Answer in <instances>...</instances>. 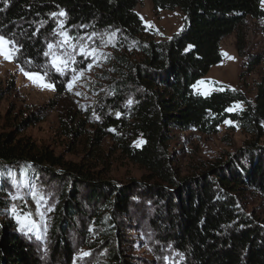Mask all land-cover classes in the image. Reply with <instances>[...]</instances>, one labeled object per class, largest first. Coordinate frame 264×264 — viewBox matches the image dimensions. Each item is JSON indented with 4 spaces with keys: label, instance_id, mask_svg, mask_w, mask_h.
Instances as JSON below:
<instances>
[{
    "label": "trees",
    "instance_id": "1",
    "mask_svg": "<svg viewBox=\"0 0 264 264\" xmlns=\"http://www.w3.org/2000/svg\"><path fill=\"white\" fill-rule=\"evenodd\" d=\"M139 2L0 0V35L15 39L21 51L14 62L26 70L43 71L47 64L43 52L54 34L56 17L71 32L105 36L112 52L105 74L107 93L92 112L97 120L90 147L110 138L154 181L120 186L93 179L77 165L62 164L48 152L37 154L8 134L1 136L0 168L26 163L49 175L62 168L53 179L65 187L52 212L44 248L0 214V264H72L77 243L98 257L102 251L98 264H133L124 245L141 222L161 264L163 257L170 259L165 264H264V211L253 207L255 201L264 202V148L258 141L205 163L183 179L169 154L171 133L194 130L209 136L227 120L258 140L263 138L264 59L254 56L245 63L248 71L263 65L253 103L230 89L205 97L192 90L220 63L225 37L248 18L264 21L262 0H152L155 12L179 10L183 16L182 29L162 41L149 36L135 13ZM61 9L66 15H59ZM240 41L238 37V53ZM27 59L32 63L25 64ZM46 79L54 84L56 96L64 93L58 74L50 70ZM237 103L245 105L243 111H227ZM36 121L30 115L21 123ZM77 123L74 128L64 126L66 136L80 133L82 123ZM138 138L143 142L140 147L133 145ZM2 198L0 211L5 205ZM142 200L154 204L153 216L146 215Z\"/></svg>",
    "mask_w": 264,
    "mask_h": 264
},
{
    "label": "rangeland",
    "instance_id": "2",
    "mask_svg": "<svg viewBox=\"0 0 264 264\" xmlns=\"http://www.w3.org/2000/svg\"><path fill=\"white\" fill-rule=\"evenodd\" d=\"M261 8L264 10V3H261ZM135 13L149 30V36L155 41L168 40L184 26L183 16L179 10L155 12L152 0H140ZM60 24V18L56 17V28L47 44L62 40V37L56 34L61 31ZM263 26L264 21L248 18L237 31L225 37L220 43V63L213 66L205 77L194 84L193 93L205 97L223 89H230L242 92L246 100L253 103L256 85L262 78L263 65H256L248 71L245 69V63L250 62L254 56L264 59ZM64 30L73 37H85V44L96 50L95 57L89 56L85 59L79 53L75 57L77 61L75 67L88 69V65L91 64V69L82 73L74 83L72 91L67 89L71 74L65 76L57 73L54 68L51 69L62 78L65 85L64 93L56 96L55 91L41 90L33 84L19 70L14 61L9 62L0 57V137L8 134L15 143L28 144V147H33L37 154L48 152L54 158L59 159L62 164L77 165L93 179L120 186L131 182L153 183L149 174L123 156L117 149L116 142L111 141L110 138H103L96 147H90V140L94 135L93 127L97 120L96 113L92 114V112L97 105L101 104L107 93L105 74L110 66L112 52L107 48L104 35H85L83 32H71L65 27ZM238 37L241 40V53L237 52ZM45 59L48 63L49 58L45 57ZM244 108V104L237 103L231 106L232 110L229 112L239 113ZM30 115L34 116L37 121L28 126L25 123L22 124L21 122ZM77 122L82 123L83 129L80 133L75 137L66 136L64 126L74 128ZM262 129L264 133V124ZM170 136L169 154L182 179L192 176L194 171L205 163L219 160L240 149L245 150L248 145L256 141L264 148V136L258 140L234 122L229 124L225 121L215 134L209 136L194 130L173 132ZM142 143V140L138 138L133 145L140 147ZM61 169L54 168L55 175H49L48 170H42L39 174L34 167L26 163L15 167L0 168V172L4 173L10 170L17 179H23L20 173L21 170L25 171L29 183L35 186L38 195L43 196V201L39 206V212L43 213L41 217L37 212V204L31 196L26 195L24 201L11 199L9 193H15L16 189L9 176H0V187L2 184L5 185L2 187L4 190H0V196L5 198H2L5 200L3 201L5 205L0 211L1 216L4 220L12 219L17 224L19 233L35 240L39 247L42 245L43 248L45 247L51 215L65 187V183L53 179L54 176L60 175ZM26 191L27 185L22 186L21 194L24 195ZM142 203L146 215L153 216L157 210L154 204L150 200L139 202L141 206ZM254 203L255 209L264 211V202L258 200ZM12 204L17 205L18 212L31 214V219L35 222V227H32L31 231L28 230L31 225L21 228V224L10 211ZM21 222H24L23 217H21ZM138 227L127 238L128 241L124 245L125 252L131 256L133 264H161L155 259L151 246H149L151 241L148 228L143 222ZM75 240L78 241L77 236ZM73 250L72 264H98V261L101 263L103 260L102 251H98V257L80 243H77ZM82 251L89 252L90 255L82 257ZM164 258L165 263L170 262L169 258L167 260Z\"/></svg>",
    "mask_w": 264,
    "mask_h": 264
},
{
    "label": "snow or ice",
    "instance_id": "3",
    "mask_svg": "<svg viewBox=\"0 0 264 264\" xmlns=\"http://www.w3.org/2000/svg\"><path fill=\"white\" fill-rule=\"evenodd\" d=\"M5 3H7V0H4ZM262 3H264V0H262ZM51 16H56L57 13H51ZM59 15L64 16L66 15L64 10L61 9ZM59 28L61 31H59V36L62 37V40L56 41V42H49L47 44V50L43 52L44 57L49 58L48 63L43 67V71L40 70H26L23 66H19V70L29 79L32 81L33 84L38 86L41 90H51L55 91L54 84L51 82H48L46 79L48 77L49 71L51 69H55V71L61 75L68 76L71 74L70 79L67 83V89L69 91H72L74 83L80 78L82 73L86 70L91 69L92 65H88V69L84 68H77L74 65L77 64V61L75 59L77 53L81 55L83 58L87 59L89 56L95 57L96 50L94 48H91L85 44V37L83 36H76L73 37L69 34V32L64 30L63 23L59 25ZM93 36L96 34L93 33ZM111 39V37L109 38ZM191 47V46H189ZM21 48L16 43L14 38L6 37L4 35H0V57H3L4 60H7L9 62L17 61L18 62V54L20 53ZM25 64H31L32 61L30 59H27L24 61ZM50 65V67H49ZM76 95H80V93H76ZM131 103V101H129ZM232 109H227V111H231ZM226 123L231 124V121H226ZM7 175L11 179V183L13 187L16 189L15 193H9L12 200H25V196H31L32 200L37 204V212L41 217L43 216V213L39 212V206L41 202L43 201V196L38 195L37 190L35 189V186L31 185L29 183L27 173L23 170H21V177L23 179H17L16 175L12 173L10 170L7 173L0 172V176ZM27 185V191L24 193V195L21 194V188L22 186ZM10 211L12 212L13 216L17 219V222L21 224V228H24L26 226L31 225V227L28 228L29 231H31L32 227H35V222L31 219V214L24 212L20 213L18 212V208L16 204H12ZM21 217H23V223L21 222ZM89 252H81L82 257L89 256ZM165 260L168 258L165 257Z\"/></svg>",
    "mask_w": 264,
    "mask_h": 264
}]
</instances>
